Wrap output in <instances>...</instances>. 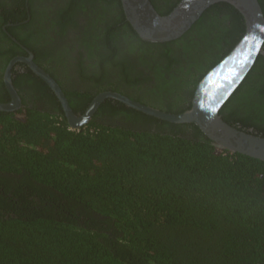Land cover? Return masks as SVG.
Segmentation results:
<instances>
[{"label":"trees","instance_id":"trees-1","mask_svg":"<svg viewBox=\"0 0 264 264\" xmlns=\"http://www.w3.org/2000/svg\"><path fill=\"white\" fill-rule=\"evenodd\" d=\"M48 1L63 7L70 26L82 20L89 37L92 61L84 66L78 58L83 73L74 81L85 95L71 82L76 74L65 48L54 58V71L39 61L29 32L10 31L81 113L106 90L164 104L167 112L189 108L198 77L245 29L242 15L219 2L178 39L152 43L126 20L111 19H125L120 0ZM177 1L161 10L151 0L163 15ZM258 1L264 14V0ZM18 2L6 0L0 25L25 18L14 7ZM76 10L81 16L74 18ZM94 25L103 35L90 34ZM220 114L264 136L262 54ZM0 264H264V161L218 152L194 124L159 119L112 98L78 129L58 106L54 112L28 107L24 120L0 111Z\"/></svg>","mask_w":264,"mask_h":264},{"label":"water","instance_id":"water-1","mask_svg":"<svg viewBox=\"0 0 264 264\" xmlns=\"http://www.w3.org/2000/svg\"><path fill=\"white\" fill-rule=\"evenodd\" d=\"M127 21L138 36L146 41L166 42L178 38L212 5L226 2L241 15L245 29L241 38L199 80L193 93L191 106L181 112H167L131 99L116 91H101L87 109L76 115L60 86L29 56L13 58L4 73L5 84L12 100L0 103L1 111L20 106V98L11 81V68L16 62L26 63L45 80L63 106L68 123L78 129L88 123L97 107L107 98L122 102L140 112L173 123L194 124L211 140L217 151L228 150L264 161V136L257 135L225 121L220 110L245 79L257 57L264 54V14L258 0H180L167 14H160L150 0H120Z\"/></svg>","mask_w":264,"mask_h":264},{"label":"flooded vegetation","instance_id":"flooded-vegetation-1","mask_svg":"<svg viewBox=\"0 0 264 264\" xmlns=\"http://www.w3.org/2000/svg\"><path fill=\"white\" fill-rule=\"evenodd\" d=\"M20 1L21 3L18 2L17 4L14 5V7L16 8L17 11L21 10L20 14H22V17H25V18H21V17L15 18V21L12 19H8L6 20L7 22L1 23L0 25V31L4 32L6 36V39L5 38L1 39L2 35L0 34V103H6V102L8 103L12 100V96L10 94L8 87L5 84V79H4V73L8 67V64L13 58L20 57V56H29L30 53L32 54V60L34 61V63L40 66L48 75H50V77H52V79L60 86L64 96L66 97L68 101V97L64 93L61 85L56 81V79H54V77L44 67H42V65L39 62H37L34 59L35 58L34 51L30 48V46L18 40L10 31V28L22 27V31L29 32L31 34V38H30L31 41L35 42V45L38 47L37 49L39 50L38 51L39 61H42L43 64H45V66L48 65V66L53 67L54 71L55 69H57V67H55L54 58L58 56L57 53L60 49L65 48V50L68 51V54H65L64 57L69 59L70 69L72 70V72L76 74V76L71 81L73 83L75 79L78 78V74H79L78 71L82 70V73H83L82 67H78L77 69L78 58L84 59L83 60L84 66L92 61L88 55V51H86V44L89 40V37L86 34V30L83 31L82 29V24H83L81 22L82 20L80 22L74 21L75 26H70V24H68L69 23L68 21L70 20V18H68V13H66L63 7H60L58 3H54V5L56 4V6H54L52 4V1L32 0V3H30V0H20ZM175 1L177 0H155V3L159 7V9L162 10L163 9L162 7H165V6L167 8L171 7ZM179 1H177L176 4ZM4 5H6V0H0V13H2L4 8L6 7ZM56 7L58 8V12H57ZM11 10H12L11 12H13L15 9L12 8ZM53 11L55 12L54 14H52ZM121 11H122V16L124 15L125 19L123 17L119 18V17H112V16H111V19L116 22L122 20V23H124L125 20L127 21L122 5H121ZM59 12H60V18L58 16ZM78 13L79 12L76 10L74 13V18L76 16L78 17L81 16V14L79 15ZM96 13L97 12L91 10L89 13V16L93 17ZM63 23L64 24L66 23L67 26L61 28V24ZM91 28L92 29H90V34L93 35L94 38L103 35V30H100L98 26L94 25ZM182 35H180L179 37H181ZM176 39H173V40H176ZM173 40H170V41H173ZM148 42H152V41H148ZM152 43H156V42H152ZM12 44H15L16 46H18V48H14L13 46H11ZM262 55L264 56V54ZM48 61H49V64H47ZM209 69L210 67L206 68L204 72H202V74L198 77V79L199 78L201 79ZM29 72H31L33 75H31ZM34 76L38 80H41L45 85L40 83ZM11 81H12V85L15 91L18 94V97L20 98V106L18 108L11 110V111H5V112L12 113L13 118H15L16 120H24L25 115H26V110L28 107L35 108L36 110H39L41 112H48V111L54 112L56 106H58L62 109V113L64 114V117L68 123L67 117L63 110V106L61 102L59 101L58 97L56 96V94L54 93V91L51 89L49 84L45 80H43L39 75H37L26 63L16 62L12 66ZM74 83L77 86L76 92L81 95H85V89L82 87V85L79 82H74ZM45 86L49 88L51 94L49 93L47 89L45 91V88H44ZM94 97H92V99ZM152 105H155V104L151 103L150 106ZM163 106L164 104L157 105L156 108L160 109ZM86 109H87V106L84 107V111ZM73 112L76 115H80L83 113V112L81 113V111L79 112L73 111ZM56 114L57 113H55L54 117L56 116Z\"/></svg>","mask_w":264,"mask_h":264}]
</instances>
